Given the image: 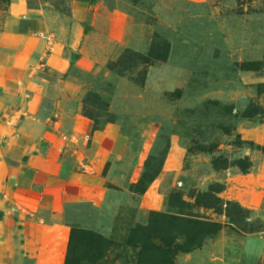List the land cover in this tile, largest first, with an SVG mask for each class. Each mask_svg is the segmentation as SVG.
<instances>
[{"label": "rangeland", "instance_id": "1", "mask_svg": "<svg viewBox=\"0 0 264 264\" xmlns=\"http://www.w3.org/2000/svg\"><path fill=\"white\" fill-rule=\"evenodd\" d=\"M83 1L91 11L83 24L89 49L84 65L69 74L82 87V112L99 127L120 126L142 173L153 156L146 180L163 168L153 186L163 199L158 212L169 211L172 194L194 203L213 183L226 184L219 211L201 210L221 224L217 234L179 253L176 264H264V152L257 148L264 146V118L245 116L252 104L264 108L257 88L264 66L243 70L264 59V0ZM229 111L232 116L223 115ZM226 124L233 127L229 134L221 130ZM237 135L254 146L226 145ZM222 153L231 161L248 155L253 167L215 172L212 159ZM170 156L180 159L175 170H165ZM125 187L113 224L105 221L114 215L110 209L105 217L89 202L67 207L72 227L115 238L106 264H124L129 229L152 217V210L139 208L142 195L129 192L130 183Z\"/></svg>", "mask_w": 264, "mask_h": 264}, {"label": "crops", "instance_id": "2", "mask_svg": "<svg viewBox=\"0 0 264 264\" xmlns=\"http://www.w3.org/2000/svg\"><path fill=\"white\" fill-rule=\"evenodd\" d=\"M89 13L83 0H0V264H65L68 205L111 211L113 224L119 195L142 173L120 126L95 129L83 114L82 87L69 75L85 63ZM168 162L175 170L180 159ZM156 181L140 210L162 209Z\"/></svg>", "mask_w": 264, "mask_h": 264}, {"label": "trees", "instance_id": "3", "mask_svg": "<svg viewBox=\"0 0 264 264\" xmlns=\"http://www.w3.org/2000/svg\"><path fill=\"white\" fill-rule=\"evenodd\" d=\"M263 66L264 59L243 64V70L260 71ZM257 88L258 93L263 95L264 83H258ZM223 115L230 117L232 112L229 111ZM257 115L264 118V108L252 104L245 116L255 117ZM103 126L99 127L94 124L95 129H100ZM232 128V125L229 124L221 126V130L226 134H229ZM236 137L237 139L233 143H226V145L234 144L238 148L244 144L254 146V143L242 140L240 135ZM200 147L202 152L212 153L214 151L210 145H200ZM257 148L264 152V146L257 145ZM188 150L191 152V148ZM152 158V155L147 158L145 171L141 173L135 183L131 184L130 190L135 194H144L150 184L159 174H162L163 168L146 180L148 164ZM211 164L215 172L231 167H238L242 172H249L253 167V161L248 155L231 161L224 153L220 154L219 157H213ZM137 186H141L142 189L134 190L133 188ZM225 190V183L215 182L208 188V192H200L194 203L172 194L170 196L172 204L168 212L152 210V217L147 225H136L129 229L122 244L124 247V264H176L175 259L179 253H189L201 247L206 240L217 234L218 227L221 226L219 222L207 217L201 210L214 209L216 211L218 208L219 211L220 204L224 202L219 195ZM195 195L192 193L191 197ZM226 205L228 206V204ZM193 208L198 209L196 213L192 212ZM115 245L114 237L108 238V236L97 231L77 229L71 226L65 264H106V259Z\"/></svg>", "mask_w": 264, "mask_h": 264}, {"label": "built area", "instance_id": "4", "mask_svg": "<svg viewBox=\"0 0 264 264\" xmlns=\"http://www.w3.org/2000/svg\"><path fill=\"white\" fill-rule=\"evenodd\" d=\"M62 137H63V139H64L65 141H69V142H71V143H73V144H76V143L79 142V137H78L77 135H75V134L68 135V136H67L66 134H63ZM89 139H90L89 136H86V137L84 138V140H86V141H89Z\"/></svg>", "mask_w": 264, "mask_h": 264}]
</instances>
